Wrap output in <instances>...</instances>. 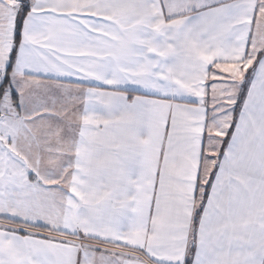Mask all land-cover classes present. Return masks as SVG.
I'll list each match as a JSON object with an SVG mask.
<instances>
[{
    "label": "snow or ice",
    "instance_id": "1",
    "mask_svg": "<svg viewBox=\"0 0 264 264\" xmlns=\"http://www.w3.org/2000/svg\"><path fill=\"white\" fill-rule=\"evenodd\" d=\"M0 264H264V0H0Z\"/></svg>",
    "mask_w": 264,
    "mask_h": 264
}]
</instances>
